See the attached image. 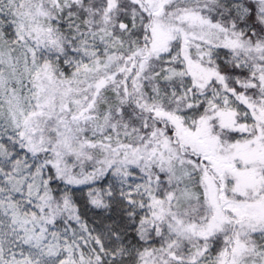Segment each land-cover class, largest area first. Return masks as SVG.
Listing matches in <instances>:
<instances>
[{"label": "snow or ice", "instance_id": "6c2138e0", "mask_svg": "<svg viewBox=\"0 0 264 264\" xmlns=\"http://www.w3.org/2000/svg\"><path fill=\"white\" fill-rule=\"evenodd\" d=\"M0 264H264V0H0Z\"/></svg>", "mask_w": 264, "mask_h": 264}]
</instances>
